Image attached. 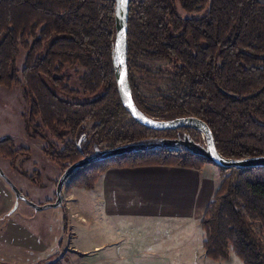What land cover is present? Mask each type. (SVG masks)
Instances as JSON below:
<instances>
[{"label": "trees", "instance_id": "trees-1", "mask_svg": "<svg viewBox=\"0 0 264 264\" xmlns=\"http://www.w3.org/2000/svg\"><path fill=\"white\" fill-rule=\"evenodd\" d=\"M177 4L185 12H202L181 15ZM114 9V0H0V85L24 89L28 124L45 141L42 151L60 166L67 187L91 189L111 167L200 170L212 163L182 145H161L165 138L184 137L202 145L200 130L150 129L122 106L114 70ZM20 48L26 50L21 70ZM139 54L167 59L185 86L148 106L132 74V68L145 70ZM67 65L83 67L81 90L70 86ZM127 65L132 99L142 114L199 118L225 158L264 156V0H130ZM130 144L145 148L97 155ZM25 150L0 138V157L12 164ZM215 166L220 180L199 223L204 254L214 261L234 254L241 264H264V166Z\"/></svg>", "mask_w": 264, "mask_h": 264}, {"label": "rangeland", "instance_id": "rangeland-1", "mask_svg": "<svg viewBox=\"0 0 264 264\" xmlns=\"http://www.w3.org/2000/svg\"><path fill=\"white\" fill-rule=\"evenodd\" d=\"M177 12L196 16L202 10L185 12L177 4ZM25 54L26 50L20 48L17 58L20 70ZM138 63L145 70L132 68V74L142 100L148 106L159 105V96L170 93L173 87L185 86L183 80L171 73V64L165 58L139 54ZM66 67H70L68 72L72 75L70 86L81 90L78 76L83 67ZM28 108L29 100L21 86L8 89L0 85V138L9 137L16 147L26 148L16 155L13 164L9 159L0 157V264H73V253L81 251L72 249L71 245L80 247L82 230L90 231L87 241L97 243L100 240V217L95 204L85 198L78 188H73L75 197L70 205L71 211H77L82 219H69L67 210L66 214L63 212L62 203L54 205L60 166L43 153L45 141L33 135L34 131L26 119ZM91 126L92 122H87L86 130L89 131ZM200 136L204 144L202 131ZM65 138H69L68 134ZM16 189L21 192V197L16 194ZM61 193L63 202H67L65 183ZM45 202L41 208L36 206ZM144 235L139 238L143 239ZM235 258L230 257L222 264H241ZM209 262L213 260L209 259Z\"/></svg>", "mask_w": 264, "mask_h": 264}, {"label": "crops", "instance_id": "crops-1", "mask_svg": "<svg viewBox=\"0 0 264 264\" xmlns=\"http://www.w3.org/2000/svg\"><path fill=\"white\" fill-rule=\"evenodd\" d=\"M219 180L212 163L200 170L168 165L108 168L91 189L78 188L97 207L101 238L91 243L90 231L82 230L80 247L71 245L81 251L72 252L73 264L224 263L205 256L199 224ZM73 188L66 186L63 205L69 219L79 221L83 217L71 211Z\"/></svg>", "mask_w": 264, "mask_h": 264}, {"label": "water", "instance_id": "water-1", "mask_svg": "<svg viewBox=\"0 0 264 264\" xmlns=\"http://www.w3.org/2000/svg\"><path fill=\"white\" fill-rule=\"evenodd\" d=\"M115 3V39H114V55L116 57V63L114 65L116 87L119 94L120 101L124 109L134 119L135 122L143 125L144 127L165 130L176 129L180 127L194 128L202 131L204 134V144H199L188 137L183 139L178 138H165L162 140L161 145L166 147H172L174 145H182L194 151L196 154L203 155L208 158L213 164L222 167H232L236 169L253 168L258 166H264V156H254L247 158H225L215 147L214 137L209 126L203 120L196 117H177L169 120H158L148 117L142 114L135 106L130 84L128 80V65H127V21L128 10L130 0L121 3V0H114ZM144 145L130 144L127 146L117 147L113 149H105L97 153L99 157L106 158L108 156H114L124 152H130L133 150L143 149ZM93 156L83 158L79 162L68 167L67 171L73 167L89 162ZM64 183V176H61L56 186V201L54 205L60 203L61 189ZM18 196H22L17 189L15 190ZM30 202L28 199H26ZM31 203V202H30ZM53 205V204H52ZM41 208L42 205H36ZM44 206V205H43Z\"/></svg>", "mask_w": 264, "mask_h": 264}, {"label": "flooded vegetation", "instance_id": "flooded-vegetation-1", "mask_svg": "<svg viewBox=\"0 0 264 264\" xmlns=\"http://www.w3.org/2000/svg\"><path fill=\"white\" fill-rule=\"evenodd\" d=\"M18 148V147H17ZM21 152V151H20ZM2 158H4V157H2ZM7 159V158H6ZM58 183V182H57ZM57 186V185H56ZM63 186V185H62ZM61 192H62V189H61ZM21 193V192H20ZM21 197V196H20ZM56 198H57V196H56ZM61 200H62V193H61ZM61 200H60V203L59 204H63V200H62V202H61ZM58 205V204H57ZM62 207H64V205H62Z\"/></svg>", "mask_w": 264, "mask_h": 264}, {"label": "snow or ice", "instance_id": "snow-or-ice-1", "mask_svg": "<svg viewBox=\"0 0 264 264\" xmlns=\"http://www.w3.org/2000/svg\"><path fill=\"white\" fill-rule=\"evenodd\" d=\"M124 2H126V0H121V3H124Z\"/></svg>", "mask_w": 264, "mask_h": 264}]
</instances>
